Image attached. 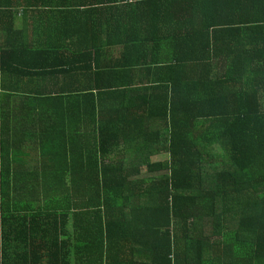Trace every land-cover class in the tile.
Listing matches in <instances>:
<instances>
[{"label":"trees","instance_id":"obj_1","mask_svg":"<svg viewBox=\"0 0 264 264\" xmlns=\"http://www.w3.org/2000/svg\"><path fill=\"white\" fill-rule=\"evenodd\" d=\"M0 34L34 52L0 264H264V0H0Z\"/></svg>","mask_w":264,"mask_h":264},{"label":"crops","instance_id":"obj_2","mask_svg":"<svg viewBox=\"0 0 264 264\" xmlns=\"http://www.w3.org/2000/svg\"><path fill=\"white\" fill-rule=\"evenodd\" d=\"M17 12H18V14L16 15V18H17L16 22L20 23V21L22 20L23 11H18L17 10ZM28 22H30V20H28ZM31 36H33V35H31ZM29 37L30 36H28V38ZM4 41H5L4 37L0 34V46H4L5 45V44L1 45ZM113 52L115 54V52H117V49H114ZM4 53H6V52H4ZM28 54L29 55L27 56V58H23L22 61L19 62V66L21 67L20 70H18V65H17V62H16L17 59L15 61L11 59L12 61L11 60H10V62L7 61V63H5L4 59L0 60V80L2 79V75L6 76L5 83L7 84V82H9L10 89H11V90L9 89L10 90L9 92H11V91H13L15 89H20L21 87L19 86V84L17 85V83L21 82V80L23 81L21 83H23V84L25 83L30 90H34V76L33 75L30 76L29 74L27 76H25V74H26L25 70L30 72L31 70L34 69V52H28ZM26 55H24V56H26ZM8 72H11V73H8ZM20 74L22 75V77H20ZM29 79L32 80V81L30 83H27V81ZM5 83L2 82L1 86L3 88L7 87V85ZM5 146H7V145H5ZM138 241H139V239H135V242H138ZM81 264H87V263H85V261H84ZM95 264H103V263L96 262Z\"/></svg>","mask_w":264,"mask_h":264},{"label":"rangeland","instance_id":"obj_3","mask_svg":"<svg viewBox=\"0 0 264 264\" xmlns=\"http://www.w3.org/2000/svg\"><path fill=\"white\" fill-rule=\"evenodd\" d=\"M20 121H21V119H19ZM24 141H26V138L24 137ZM163 159H166V157H162L161 155H159L157 158H155L154 160L156 161V160H158V161H160V160H163Z\"/></svg>","mask_w":264,"mask_h":264},{"label":"built area","instance_id":"obj_4","mask_svg":"<svg viewBox=\"0 0 264 264\" xmlns=\"http://www.w3.org/2000/svg\"><path fill=\"white\" fill-rule=\"evenodd\" d=\"M123 2L125 1V2H133V1H135V0H122Z\"/></svg>","mask_w":264,"mask_h":264}]
</instances>
